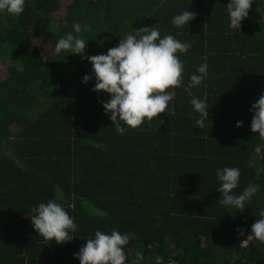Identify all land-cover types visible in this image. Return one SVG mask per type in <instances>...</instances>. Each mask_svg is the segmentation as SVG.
Segmentation results:
<instances>
[{
    "label": "trees",
    "instance_id": "obj_1",
    "mask_svg": "<svg viewBox=\"0 0 264 264\" xmlns=\"http://www.w3.org/2000/svg\"><path fill=\"white\" fill-rule=\"evenodd\" d=\"M229 2L26 0L20 17L0 15V264H79L74 255L96 230L129 235L126 264L136 253L141 264H264V242L244 240L264 210V138L250 112L264 94V0H253L240 31L229 27ZM188 9L196 18L174 27ZM74 22L91 29L81 34L85 57L154 26L191 44L178 53L183 84L164 122L117 133L102 107L108 94L93 91L94 77L82 83L92 65L54 52ZM203 63L207 77L192 87ZM194 97L207 103L204 129ZM224 167L240 170L234 194L259 188L244 210L221 204ZM50 200L77 225L70 242L46 240L31 224L32 208Z\"/></svg>",
    "mask_w": 264,
    "mask_h": 264
},
{
    "label": "clouds",
    "instance_id": "obj_2",
    "mask_svg": "<svg viewBox=\"0 0 264 264\" xmlns=\"http://www.w3.org/2000/svg\"><path fill=\"white\" fill-rule=\"evenodd\" d=\"M26 0H0V15L8 14L20 17L25 11ZM253 0H230L227 4L229 27L240 31L242 21L248 18ZM196 13L188 10L177 14L172 19L174 27H183L196 18ZM73 32L67 33L55 43V54L68 51L80 55L92 65V75H85L82 83L87 84L93 77V91L106 93L110 97L102 104L105 114H110L112 125L118 134L123 135L128 128L137 129L148 120L160 118L161 113L169 111V102L175 98L174 89L183 84L184 65L178 53L189 51L191 44L181 42L172 35L161 37L157 27L133 30L132 33L120 39L117 46L108 49L106 54L85 57L84 52L88 41L82 38V33L90 31V26L73 23ZM207 63L201 64L198 74L190 77L192 87H198L208 74ZM172 89V91H169ZM193 110L199 114L196 120L197 128L204 129L209 120V111L205 100L193 98ZM253 114L251 131L264 138V94L252 104ZM123 122L127 127L121 125ZM164 122V121H163ZM236 127H242L237 122ZM240 170L235 167L217 169L216 177L220 182L219 193L222 195L221 204L237 210H244L245 204L259 191L255 184H250L239 195L234 190L239 187ZM35 213L30 218L34 230L57 245L70 242L77 230L74 219L64 207L55 200L40 203L32 208ZM246 239L255 238L264 242V210L259 213ZM241 236L242 229H237ZM129 244V235L112 230L110 234L96 230L94 238L87 239L74 258L79 264H126L128 254L125 247ZM142 254L136 253L132 264H141Z\"/></svg>",
    "mask_w": 264,
    "mask_h": 264
},
{
    "label": "built area",
    "instance_id": "obj_3",
    "mask_svg": "<svg viewBox=\"0 0 264 264\" xmlns=\"http://www.w3.org/2000/svg\"><path fill=\"white\" fill-rule=\"evenodd\" d=\"M170 264V263H169Z\"/></svg>",
    "mask_w": 264,
    "mask_h": 264
}]
</instances>
